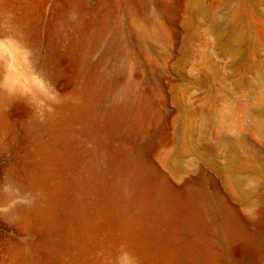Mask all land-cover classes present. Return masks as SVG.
Listing matches in <instances>:
<instances>
[{
	"label": "rangeland",
	"instance_id": "374dc122",
	"mask_svg": "<svg viewBox=\"0 0 264 264\" xmlns=\"http://www.w3.org/2000/svg\"><path fill=\"white\" fill-rule=\"evenodd\" d=\"M167 260L264 264V0H0V264Z\"/></svg>",
	"mask_w": 264,
	"mask_h": 264
},
{
	"label": "bare ground",
	"instance_id": "6f19581e",
	"mask_svg": "<svg viewBox=\"0 0 264 264\" xmlns=\"http://www.w3.org/2000/svg\"><path fill=\"white\" fill-rule=\"evenodd\" d=\"M110 110L107 112L108 122L110 125L113 124L115 120V109L114 107H110ZM52 160H48V164L51 163ZM44 179H47V173L42 175ZM91 185V180H86L84 183L78 188L73 185L70 189H73L71 192H64L61 195L53 194L50 192H46L42 195L43 199L46 200L51 205L58 206V213L61 221L64 224V229L59 237L50 244L49 251L51 256H53V262H57L60 259V254L63 253L66 249L74 247L79 244V236L76 234L73 229V225L79 226L83 229H88L92 227L90 224L91 215L88 209V195L89 189ZM139 189H135V187L131 186L129 189L130 192L134 194L138 192ZM190 225L192 227H201L203 226V218L202 215L196 211L190 210ZM185 251L188 256L197 261L214 263V255L204 239V235L200 234L199 239L195 242L186 245ZM165 264H173L168 260Z\"/></svg>",
	"mask_w": 264,
	"mask_h": 264
}]
</instances>
